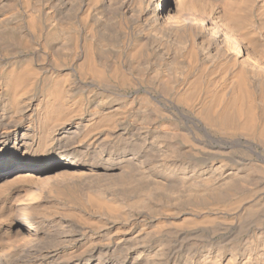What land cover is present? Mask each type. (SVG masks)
<instances>
[{
    "label": "bare ground",
    "instance_id": "1",
    "mask_svg": "<svg viewBox=\"0 0 264 264\" xmlns=\"http://www.w3.org/2000/svg\"><path fill=\"white\" fill-rule=\"evenodd\" d=\"M0 264H264V0H0Z\"/></svg>",
    "mask_w": 264,
    "mask_h": 264
}]
</instances>
